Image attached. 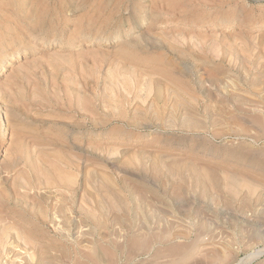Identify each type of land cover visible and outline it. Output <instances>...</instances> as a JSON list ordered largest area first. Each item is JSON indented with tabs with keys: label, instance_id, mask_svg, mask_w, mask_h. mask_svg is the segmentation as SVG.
<instances>
[{
	"label": "rangeland",
	"instance_id": "374dc122",
	"mask_svg": "<svg viewBox=\"0 0 264 264\" xmlns=\"http://www.w3.org/2000/svg\"><path fill=\"white\" fill-rule=\"evenodd\" d=\"M0 264H264V0H0Z\"/></svg>",
	"mask_w": 264,
	"mask_h": 264
},
{
	"label": "bare ground",
	"instance_id": "6f19581e",
	"mask_svg": "<svg viewBox=\"0 0 264 264\" xmlns=\"http://www.w3.org/2000/svg\"><path fill=\"white\" fill-rule=\"evenodd\" d=\"M193 27H194V26H193ZM7 58H9V57H7ZM6 61H7V60H6ZM9 62H11V60H10ZM7 63H8V62H7ZM108 140H109V139H108ZM110 140H111V139H110ZM110 140H109V141H110ZM107 142H108V141H107ZM107 142H106V143H107ZM112 142H113V140H112ZM32 175H33V174H32ZM34 176H35V175H34ZM35 179H36V178H35ZM22 193H23V192H22ZM30 199H31V198H30ZM34 199H35V198H34ZM32 201H34V200H32ZM32 201H31V202H32ZM32 203H33V202H32ZM53 205H54V204H53ZM51 208H52V207H51ZM65 211H66V210H65ZM53 212H54V211H53ZM57 213H58V212H57ZM3 221H4V220H3ZM67 222H68V221H67ZM12 230H13V229H12Z\"/></svg>",
	"mask_w": 264,
	"mask_h": 264
}]
</instances>
